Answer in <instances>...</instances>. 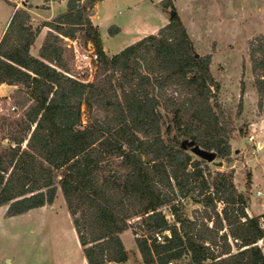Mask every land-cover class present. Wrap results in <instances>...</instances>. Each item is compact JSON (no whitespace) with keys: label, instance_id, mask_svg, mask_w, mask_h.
I'll list each match as a JSON object with an SVG mask.
<instances>
[{"label":"trees","instance_id":"trees-1","mask_svg":"<svg viewBox=\"0 0 264 264\" xmlns=\"http://www.w3.org/2000/svg\"><path fill=\"white\" fill-rule=\"evenodd\" d=\"M103 1L67 0L37 27L27 9H16L0 39V85L15 87V111L0 114L5 216L51 206L60 190L87 264H126L121 234L129 229L141 234L143 264H264V213L249 215V197L231 176L213 177L202 154L230 162L239 131L221 102L212 56H196L172 0L162 1L175 11L166 26L108 55L91 19ZM79 35L98 57L92 82L76 78L66 58L65 40ZM249 56L264 116V36L250 42ZM185 200L201 205L193 218Z\"/></svg>","mask_w":264,"mask_h":264},{"label":"rangeland","instance_id":"rangeland-1","mask_svg":"<svg viewBox=\"0 0 264 264\" xmlns=\"http://www.w3.org/2000/svg\"><path fill=\"white\" fill-rule=\"evenodd\" d=\"M27 1L0 0V37L13 8L14 11L27 9L33 27L45 22L32 12L47 18L50 12L45 7L46 0ZM162 1L105 0L95 5L91 19L100 30L104 50L108 55H114L146 36L156 34L170 22L169 13L176 11L191 36L196 53L212 56L211 68L221 84V102L239 129L231 139V161L214 159L209 162L210 172L213 177L218 172L231 176L237 191L249 197L248 214L260 215L264 213V116L258 110L259 96L249 46L251 41L264 36V0H172L174 10L168 8L166 11ZM63 7H56V16L65 11L66 6L64 10ZM112 27L119 28L116 35L110 34ZM47 32L48 28H43L35 41L31 49L33 56H38ZM78 37L76 41L65 40L70 48V56L66 58L72 64L76 78L92 82L96 73L91 54L94 49L85 44L84 36ZM14 89H3L5 96L0 97L3 113L11 112L13 106L9 97L14 94ZM5 98L7 101L3 100ZM238 111L241 115L236 117ZM83 113L85 123L84 107ZM240 129L248 133L243 134ZM251 137L253 141H250ZM249 175L253 180L247 190ZM200 208L201 205L190 200L184 201L187 218H193L194 211ZM6 210L7 207H0V264H87L60 190L51 206L12 218L5 216ZM164 214L173 220L166 208ZM261 244L264 248V243Z\"/></svg>","mask_w":264,"mask_h":264},{"label":"crops","instance_id":"crops-1","mask_svg":"<svg viewBox=\"0 0 264 264\" xmlns=\"http://www.w3.org/2000/svg\"><path fill=\"white\" fill-rule=\"evenodd\" d=\"M25 1H27V0H25ZM28 2V1H27ZM102 3V2H101ZM15 4L17 5V8H18V3H16L15 2ZM100 4V3H99ZM29 4H27V6H28ZM58 6H60V7H63V10L65 9V6H66V0H58V1H52V2H49L48 4H46L45 5V7H47V9H49V12H50V14H49V16L47 17V18H45L44 16H42V15H40V14H38V13H33L32 12V14H35L36 16H38L39 18H42L43 20H45V21H48V20H50V19H52L53 17H55L56 15H57V12H56V7H58ZM61 9V8H60ZM13 12H14V8H13V11H12V14H13ZM12 14H11V16H12ZM11 18V17H10ZM10 20V19H9ZM9 22V21H8ZM8 24V23H7ZM7 26V25H6ZM44 32V31H43ZM2 36V35H1ZM1 38V37H0ZM6 89L7 90V88L8 89H14L15 87H13V86H7V85H1L0 86V97H3V96H5V94H4V91H3V89ZM15 90V89H14ZM2 92V93H1ZM3 94V95H2ZM262 142H259L258 144L259 145H262L261 144ZM262 146H264V144L262 145ZM253 180V179H252ZM261 213H263V212H261ZM260 213V214H261ZM130 233H132V231H131V229H129V230H127V231H125V232H123L122 234H121V239H122V241H123V244H124V246H125V248H126V250L129 252V260H128V262L126 263V264H131V262L130 261H132L133 262V259L135 258L136 259V261L134 262V263H136V264H141L142 263V260H141V257H140V254H139V251H138V249H137V245H136V241H135V237H134V235H133V233H132V235H131V238L129 237V234ZM130 239H132V240H130ZM128 243L130 244L129 246H127L128 245ZM135 248H136V250H135ZM133 263V264H134Z\"/></svg>","mask_w":264,"mask_h":264},{"label":"built area","instance_id":"built-area-1","mask_svg":"<svg viewBox=\"0 0 264 264\" xmlns=\"http://www.w3.org/2000/svg\"><path fill=\"white\" fill-rule=\"evenodd\" d=\"M91 54H92L93 62L96 63L97 59H98L97 54L95 53V51H92ZM10 110H11V112L15 111V107H11ZM0 112L1 113L3 112V108H2L1 105H0ZM250 141H253L252 137L250 138ZM260 194L261 193L258 192V195H260ZM165 236H170V233L169 232H165V233H157V234H155V238H156L157 242H163ZM135 237H141V234L140 233L136 234Z\"/></svg>","mask_w":264,"mask_h":264},{"label":"water","instance_id":"water-1","mask_svg":"<svg viewBox=\"0 0 264 264\" xmlns=\"http://www.w3.org/2000/svg\"><path fill=\"white\" fill-rule=\"evenodd\" d=\"M23 5L25 6V5H27V4H26V3H23ZM169 15H170V17H174V15H175V11H171V12L169 13ZM196 56H199V55L196 53ZM193 145H194L193 142H191V143L188 144L189 147H191V146H193ZM202 154L205 155L206 158H207L210 162H212V161L214 160V156H213L212 154H207V153H202Z\"/></svg>","mask_w":264,"mask_h":264}]
</instances>
